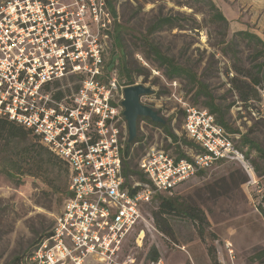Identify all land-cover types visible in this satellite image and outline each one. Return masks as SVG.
Segmentation results:
<instances>
[{
    "label": "rangeland",
    "instance_id": "374dc122",
    "mask_svg": "<svg viewBox=\"0 0 264 264\" xmlns=\"http://www.w3.org/2000/svg\"><path fill=\"white\" fill-rule=\"evenodd\" d=\"M212 1L229 21L227 25L215 22L208 5L196 0H54L52 8L63 11L65 24L71 25L83 59L78 62L79 71L74 72L69 66L71 71L47 91L62 96L77 94L90 78L89 70H95L96 65L100 72L96 80L102 85L116 76L124 87H150L153 108L181 139L182 150L196 151L195 145L184 143L191 141L184 130L183 112L187 108L207 111V98L198 96L199 87L185 79L168 80L164 70L149 56L146 38L163 54L195 73L207 85L229 126L249 133L264 149V83L259 90L260 100L247 105L232 87V80L245 79L239 74L241 70H253L264 62V0ZM28 2L33 5L35 1ZM110 5L116 10L117 19L113 18ZM160 18H172L174 23L150 32ZM56 21L60 20L52 17L48 22ZM242 31L258 36L262 44L237 36ZM117 36L119 44L115 42ZM113 58L115 66L110 69ZM143 102L146 104V97ZM157 105L161 108L157 109ZM137 128L139 139H144L146 133L138 124ZM164 135L149 131V141L167 147ZM230 135L234 144L241 147L240 135ZM35 143L32 136L27 140L0 141V264H15L16 258L27 257L41 237L51 232L68 197L65 166L46 165L36 170L32 161L23 162L20 153L35 151ZM144 150H131V169L138 170ZM2 151L12 153L7 157L19 166L23 176L7 175ZM245 160L254 168V178L238 161L227 160L214 164L172 195L205 213L208 224L202 228L187 218L172 217L174 238L169 239L155 226L153 213L159 202L154 198L144 205L146 223L127 241L119 264H148L151 247L158 249L164 264H264V260H253L264 249V218L259 210L264 208V161L254 151ZM144 229L145 238L138 242V232ZM211 247L216 259L210 254Z\"/></svg>",
    "mask_w": 264,
    "mask_h": 264
},
{
    "label": "built area",
    "instance_id": "2783aa9c",
    "mask_svg": "<svg viewBox=\"0 0 264 264\" xmlns=\"http://www.w3.org/2000/svg\"><path fill=\"white\" fill-rule=\"evenodd\" d=\"M28 1L12 0L0 6V17H6L0 20V55H5L0 58V118L33 131L69 165L70 172L68 197L51 234L36 245L24 264H119L127 241L146 223L143 206L157 194L172 196L201 172L227 160L238 161L254 178L253 167L237 150L233 137L208 110L185 109L184 130L196 151H183L181 141L173 143L147 121L140 125L146 137L137 140V136L129 143L122 105L126 87L116 76L102 85L96 80L100 74L96 65L77 94L56 100L48 88L71 71L69 66L79 71L83 57L63 11L52 8L54 0H33V5ZM52 17L60 21L48 22ZM30 63L33 66L24 73L23 67ZM144 97L153 108L152 94ZM149 131L163 134L172 148L149 141ZM128 144L131 150L145 149L139 170L147 183L126 186L123 170ZM176 145L183 157L174 154ZM142 232L138 242L145 238L146 229L138 233ZM229 252L233 258V251Z\"/></svg>",
    "mask_w": 264,
    "mask_h": 264
},
{
    "label": "trees",
    "instance_id": "16d2710c",
    "mask_svg": "<svg viewBox=\"0 0 264 264\" xmlns=\"http://www.w3.org/2000/svg\"><path fill=\"white\" fill-rule=\"evenodd\" d=\"M10 1L12 0H0V6L3 3H7ZM196 1L203 2L208 5V7L213 13L212 18L215 22L224 23L226 25L229 23L227 18L223 15V13L220 11V9L216 6V4L212 0H196ZM110 9L113 18L117 19L116 10L111 5H110ZM173 23L174 20L172 18H160L151 26L150 32L160 31L166 26L173 25ZM237 36L243 39H247L249 42L262 44V41L258 36L251 34L249 32L242 31L237 33ZM115 42L116 44L120 43L119 36H117ZM144 44L147 50L149 51V56L158 63L160 68L164 70L165 76L168 80H175L177 78H182L187 80L191 85H193V87L195 86L199 87L197 91V95L198 96L204 95L207 98L205 101V107L212 115L216 117L217 123L221 127H223L228 133L240 135L241 147H238L236 145V148L239 152L243 154L245 159L250 156L251 152L254 151L264 161V149L261 148L259 143H257L256 141L250 138L249 133L243 134L238 129H232L229 126V124L225 120V115L221 112V109L215 105L214 97L208 92L207 85L203 84L198 79L195 73H193L190 69L177 64L173 58H170L165 54H163L157 46H155L146 38L144 39ZM259 54H262V52H260ZM115 62H116V58H113L110 61L109 63L110 69H113V67L115 66ZM239 74L245 79L236 78L232 80V87L238 92L241 101L247 105L251 101L260 100L259 90L261 89L264 83V62L255 65L253 67V70H249L245 72L241 70ZM126 77H128L127 74ZM128 85H133V83H130ZM183 114L185 115V112H183ZM141 121H147L150 124H152L154 127L160 128L165 133L166 136L172 138L173 143H177L178 141H181V139H179V137L172 131L171 127L169 126V123H167L166 125H162V124L154 123L148 118H139L138 126H140ZM29 136H32L36 140V143L32 145L35 148V151H25L23 153H20V155L23 157V162L26 163L32 161L33 166H35L36 170H42L43 167L46 165L53 166L54 168H58L59 166L63 165L66 168V174L69 184V172H70L69 165L64 160L53 154L47 147H45L41 143L39 137L33 131L27 130L22 126H19L15 122L8 120L7 118H0V141L6 140V142H14L16 140H27ZM138 139L139 138H137V140ZM184 143L190 146H194V144L191 142L184 141ZM176 146L177 148L175 149L174 154L176 155L180 154V157H183L184 156L183 151L178 147V145ZM170 148L172 147L171 146L166 147L167 150H169ZM245 148H247L246 153L244 152ZM131 149H132V144H128L126 149V157L124 160V170H123L124 177L126 179V186H130L134 182L147 183L148 180L146 179L145 175L139 170V165H138V170L131 169L130 167V160L132 159V155H133ZM139 149L143 150L144 148L140 147ZM2 153L4 156H6L4 157L2 162L4 163L6 169L8 170L6 171L7 175L10 177L16 175L23 176L24 174L20 173L21 170L19 166L13 164V161H11L9 157H7L9 153H10L9 155H12V153L10 151H2ZM143 154L141 155V157L143 156ZM200 174H203V172H201ZM155 198L159 202L158 209L153 213L155 226L159 232L164 234L169 239L174 238L173 227L170 223V218L172 217L187 218L192 222H194L195 224H197L198 226H201V228L202 226L208 224L205 213L202 210L198 209L197 207L185 205L182 202H180L178 198L173 196H167L165 194H157ZM259 210L262 217L264 218V208L260 207ZM50 234L51 232L41 237V239L37 242V244L45 237L50 236ZM210 254L214 259H216L214 247H211ZM24 259L22 260L20 257L16 258L15 264H24ZM147 259L149 262H156L161 259V255L156 247L150 248ZM253 260L254 261L264 260V249L256 253L253 257Z\"/></svg>",
    "mask_w": 264,
    "mask_h": 264
},
{
    "label": "water",
    "instance_id": "95a60500",
    "mask_svg": "<svg viewBox=\"0 0 264 264\" xmlns=\"http://www.w3.org/2000/svg\"><path fill=\"white\" fill-rule=\"evenodd\" d=\"M151 94H153V90L142 84L128 86L124 89V100L122 105L124 107L123 114L128 125L129 143H133L138 136L137 124L139 118H148L157 124H167L158 111L142 103L141 98ZM143 235L144 233L142 232L140 237Z\"/></svg>",
    "mask_w": 264,
    "mask_h": 264
},
{
    "label": "flooded vegetation",
    "instance_id": "af4514ba",
    "mask_svg": "<svg viewBox=\"0 0 264 264\" xmlns=\"http://www.w3.org/2000/svg\"><path fill=\"white\" fill-rule=\"evenodd\" d=\"M5 18H6L5 15H3V16L0 17V20L1 21H5L6 20ZM10 56H11L10 58L12 59L13 55H10ZM4 57H5L4 54L0 55V58H4ZM32 66H33L32 63H30L29 65H25L23 67L24 73H27V71L30 70ZM55 98H56V100H61V99H63V96L62 95H55Z\"/></svg>",
    "mask_w": 264,
    "mask_h": 264
},
{
    "label": "bare ground",
    "instance_id": "6f19581e",
    "mask_svg": "<svg viewBox=\"0 0 264 264\" xmlns=\"http://www.w3.org/2000/svg\"><path fill=\"white\" fill-rule=\"evenodd\" d=\"M130 263H133V261H131Z\"/></svg>",
    "mask_w": 264,
    "mask_h": 264
}]
</instances>
